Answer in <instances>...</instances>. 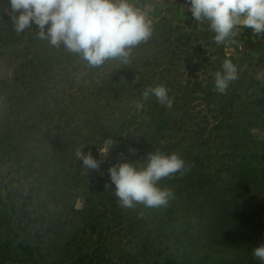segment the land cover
<instances>
[{"label":"trees","instance_id":"obj_1","mask_svg":"<svg viewBox=\"0 0 264 264\" xmlns=\"http://www.w3.org/2000/svg\"><path fill=\"white\" fill-rule=\"evenodd\" d=\"M182 25L160 21L147 42L132 48L128 63L110 59L91 67L69 51L48 65L38 59L17 97L20 114L0 131V209L15 214L0 231V264H190L178 243L195 230L204 200L212 223L194 248L207 264H261L252 250L264 244V219L236 200L244 190L264 195V179L252 168L264 154V142L252 137L264 130V46L244 50L260 33L241 29L225 49L208 29ZM226 51L242 70L211 107L204 87L214 86ZM162 60L168 67L161 72ZM177 64L185 79L173 75ZM160 84L170 90L171 107L142 98L145 88ZM75 137L108 170L122 163L143 168L157 150L178 154L186 170L158 182L174 194L166 207L125 209L115 192L97 191L86 211H76L66 202L75 188L59 182L84 167L78 148L68 144ZM109 140L103 162L100 149ZM20 143L34 145L29 158L20 156Z\"/></svg>","mask_w":264,"mask_h":264},{"label":"clouds","instance_id":"obj_2","mask_svg":"<svg viewBox=\"0 0 264 264\" xmlns=\"http://www.w3.org/2000/svg\"><path fill=\"white\" fill-rule=\"evenodd\" d=\"M189 11L198 26L207 25L214 33V43L228 49L237 43L241 29L254 34L264 33V0H188ZM12 22L17 33L38 26V37L50 45L77 54L91 67H99L106 60L119 59L128 63L132 48L147 42L152 36L147 14L134 7L129 0H10ZM20 13L17 15V13ZM50 25L45 31V26ZM238 68L225 52L220 70L213 73V90L227 95L230 85L239 79ZM163 85L147 87L142 98L154 96L161 104L171 107L174 99ZM137 108L142 105L138 102ZM112 141H106L101 155L108 152ZM84 168L98 169L99 162L91 153L76 152ZM186 170L185 161L176 153L165 155L159 150L148 155L145 167L137 169L122 163L109 169L115 185L119 206L132 209L137 204L147 208L166 207L174 194L171 189L158 187L164 178ZM254 259L264 264V244L252 250Z\"/></svg>","mask_w":264,"mask_h":264},{"label":"rangeland","instance_id":"obj_3","mask_svg":"<svg viewBox=\"0 0 264 264\" xmlns=\"http://www.w3.org/2000/svg\"><path fill=\"white\" fill-rule=\"evenodd\" d=\"M134 7L140 8L147 14V19L151 22L154 29L160 21L172 22L174 25L208 29L207 25L198 26V22L189 11L190 4L188 0H129ZM20 13L18 12L17 15ZM50 25L45 26V31ZM250 33L251 29H247ZM26 36L22 38H13V34H19L15 30L12 22V9L10 0H0V131L6 124L7 118L12 116V122L20 114L17 107V97L21 90L34 78V68H38V59H41L45 65L52 63L61 54L65 53L64 46L59 48L50 46L47 49L42 48V39L38 37L39 28L33 22L31 28L26 29ZM253 33V32H252ZM264 46V33H260L258 40L253 46L244 48H261ZM37 53V54H36ZM36 54V55H35ZM85 61V60H83ZM87 62V61H86ZM160 70L168 67V60H162ZM183 66L179 64L171 68L174 76L185 79ZM170 70V69H169ZM203 98L207 105L215 107L220 102V94L213 90V86L204 87ZM6 127V126H5ZM252 137L259 142H264V130H254ZM70 146L83 149V140L81 137L70 139ZM34 145L20 143L18 151L22 158H29L32 154ZM111 154V148L108 152L101 155L102 161L106 162ZM34 169L41 167L32 161ZM252 168L257 171L264 179V154L256 157L252 162ZM60 184L66 187H73L75 191L66 202L76 211H86L91 206V194L97 191H106L114 193L115 185L110 178L108 169L98 167V169H85L84 167H74L64 174L60 175ZM238 203L250 208L264 219V195L254 191H240L236 196ZM209 201H202L198 213L195 230L186 233L178 243V248L185 254L186 261L190 264H207V260L201 256L194 248V241L199 235L207 234L212 218L209 214ZM15 218V214L10 210L0 209V231L8 229Z\"/></svg>","mask_w":264,"mask_h":264}]
</instances>
